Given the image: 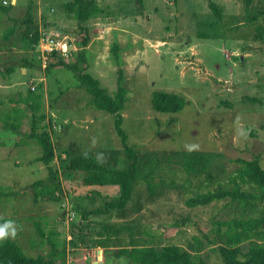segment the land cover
<instances>
[{
	"label": "rangeland",
	"instance_id": "1",
	"mask_svg": "<svg viewBox=\"0 0 264 264\" xmlns=\"http://www.w3.org/2000/svg\"><path fill=\"white\" fill-rule=\"evenodd\" d=\"M72 1L0 0V7L8 9L0 8V186L10 192L0 201V216L12 221L15 235L9 236L25 256L46 255L50 246L36 230L39 223L46 236L55 233L54 240L66 243L65 253L54 264H128L103 253L96 247L98 240H106L109 251L131 241L157 247L174 244L206 264H222L218 223L257 214L242 213L229 199L191 208L185 200L219 186L233 187V178L241 184L237 159L258 154L264 169V1L246 6L242 0H93L103 15L86 25V71L111 96L122 72L128 93L121 115L128 146L145 160L155 153L167 156L153 180L155 195L139 184L123 211L92 215L77 228L69 226L71 212L75 222L81 209L103 204L91 191L112 196L116 191L69 182L63 176V161L86 151L110 166L123 167L129 161L114 128L115 117L92 106L91 96L72 72L58 66L49 72L40 68L37 58L42 53L23 42L22 20L31 6L33 23L46 25L42 31L56 33L77 47L83 32L65 9ZM210 3L218 7L219 17ZM10 28L14 32L7 39ZM23 59H33V67H24ZM28 89L43 93L38 114L46 117L38 131L46 127L50 134L54 146L50 167L62 191H72H56L59 200L46 195L53 188L48 167L36 160L40 147L29 137L30 110L18 103ZM154 91L182 96L185 107L177 114L154 111ZM13 107L23 113L20 134L2 127L4 114ZM195 151L211 157L208 181L205 175L187 176L174 161L175 153ZM241 187L255 191L245 183ZM73 236L78 244L74 251L68 243ZM249 246L243 243L242 251Z\"/></svg>",
	"mask_w": 264,
	"mask_h": 264
},
{
	"label": "trees",
	"instance_id": "2",
	"mask_svg": "<svg viewBox=\"0 0 264 264\" xmlns=\"http://www.w3.org/2000/svg\"><path fill=\"white\" fill-rule=\"evenodd\" d=\"M242 1L246 6H250L254 0ZM210 7L217 17H219L220 12L218 7L214 3H210ZM0 8L2 11L8 12L7 8L2 6ZM65 9L77 21L80 31L83 32L81 39L77 40V47L79 49L75 52L70 51L69 56L66 58L57 52H53L51 58L55 57L56 60L55 62L48 61L44 70L49 72L53 67L58 66L72 72L80 88H83L91 96L90 103L92 106L98 111L115 117L114 128L129 161L123 167L110 166L101 163L87 151L78 156L70 157L67 161H63V176L69 182L80 183L82 186L84 185L93 189L109 188L116 191L113 196L96 190L91 191L90 195L94 196L93 198L103 199V204L92 210L81 209L80 219L75 222H73L75 214L71 212L69 226L74 225L77 228L92 215L108 214L114 210L123 211L132 200L135 187L139 184L145 185L149 195H155L156 189L153 180L159 165L163 162V157L167 156V154L156 155L155 153L145 160L134 149L128 146L127 136L122 127L123 117L121 115V112L125 109L128 93L123 84L122 72L120 70L118 72L117 90L111 96L100 86V82L86 71L87 60L84 48L89 42L86 35V25L90 19L103 15L102 8L93 0H73L65 4ZM11 21L14 24L16 22L14 19ZM22 22L26 26L23 42L31 48L36 49L40 33L39 25L33 23L31 6L28 7L26 16ZM43 26L47 28L46 25ZM13 32L14 28H10L4 37L11 36ZM112 52L116 60H118L117 48L113 47ZM37 61L40 63L41 68V60L37 58ZM23 62L25 64L24 67H33V59L30 61L23 59ZM7 73H10V70H7ZM33 90L28 89L26 95L19 99L18 103L25 104L30 110L29 137L35 139L40 147V156L36 160L48 167L49 180L52 182L53 188L48 189L46 195L53 200H59V196L55 195L56 191H60V193L64 191L66 194L67 191L70 193L72 191L70 188L67 191L66 189L62 191L56 171L50 167L54 158V146L50 134L46 131V127H43V131H38L39 124L46 117L44 113L38 114L43 93ZM185 104V99L174 93L154 91L151 95V106L156 112L177 114L185 107ZM22 115L21 109L13 107L10 113L4 114L2 127L5 130L20 134L18 129ZM173 157L175 163L181 167L187 176L199 177L205 175L207 181L211 179V173L209 172L211 157L206 153L199 151L181 152L175 153ZM235 162L241 165L236 177L240 178L241 184L245 183L252 189H255V191L250 192L243 189L241 184L233 178L231 180L233 187L219 186L217 189L187 198L185 204L191 208L207 206L215 201L229 199L231 203L236 204L242 213H256V216L248 214L246 218H235L219 222L217 234L222 239V243L218 247V251L223 261L222 264H264V169L260 164V155L258 154L250 160L237 159ZM38 184L42 185L40 182ZM169 186H173V183ZM40 194L38 192L34 195L35 202L38 201ZM9 195L8 188L0 186V201L9 198ZM7 221L10 220L0 216V225H3ZM35 226L40 237L47 238L50 251L46 255H38L36 257L25 256L18 243L8 235L0 239V264H54L58 256L65 253V241L58 242L54 240L52 236L55 233L52 232L49 233V235L51 234L50 236H46L39 223H36ZM220 226L225 227V230L222 231L219 228ZM76 238V236H73L68 242L71 244L73 251L78 245ZM246 242H249L250 246L246 251H242L241 245ZM135 243L136 241H131L127 246H120L109 251L107 241L98 240L96 247L101 248L103 253L107 251V255L113 257L115 260L126 259L128 264H206L201 258H195L198 255L195 256L187 249L174 244L157 247L153 243L144 245L138 242Z\"/></svg>",
	"mask_w": 264,
	"mask_h": 264
},
{
	"label": "built area",
	"instance_id": "3",
	"mask_svg": "<svg viewBox=\"0 0 264 264\" xmlns=\"http://www.w3.org/2000/svg\"><path fill=\"white\" fill-rule=\"evenodd\" d=\"M41 29H45V27L42 26V28L39 27V33H40V38L38 41V44L36 48L42 53L43 55H46L44 57L45 60L42 59V54H41V66L45 69L47 62L50 61L51 59V54L53 52H57L64 58L69 56L70 51H77L78 47H75L72 45L71 41H68L67 39H63L56 33H48L46 31H42ZM45 64L43 66V64Z\"/></svg>",
	"mask_w": 264,
	"mask_h": 264
},
{
	"label": "clouds",
	"instance_id": "4",
	"mask_svg": "<svg viewBox=\"0 0 264 264\" xmlns=\"http://www.w3.org/2000/svg\"><path fill=\"white\" fill-rule=\"evenodd\" d=\"M8 235H15V228L12 227V221H7L3 225H0V239Z\"/></svg>",
	"mask_w": 264,
	"mask_h": 264
},
{
	"label": "water",
	"instance_id": "5",
	"mask_svg": "<svg viewBox=\"0 0 264 264\" xmlns=\"http://www.w3.org/2000/svg\"><path fill=\"white\" fill-rule=\"evenodd\" d=\"M240 60H242V57H240ZM96 252H97L98 254H101V253H102V250H101V249H98Z\"/></svg>",
	"mask_w": 264,
	"mask_h": 264
},
{
	"label": "crops",
	"instance_id": "6",
	"mask_svg": "<svg viewBox=\"0 0 264 264\" xmlns=\"http://www.w3.org/2000/svg\"><path fill=\"white\" fill-rule=\"evenodd\" d=\"M99 258H101V256Z\"/></svg>",
	"mask_w": 264,
	"mask_h": 264
}]
</instances>
